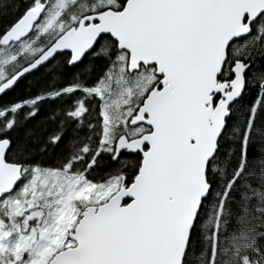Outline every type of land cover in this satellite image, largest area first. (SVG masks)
Returning a JSON list of instances; mask_svg holds the SVG:
<instances>
[{"label": "snow or ice", "instance_id": "6c2138e0", "mask_svg": "<svg viewBox=\"0 0 264 264\" xmlns=\"http://www.w3.org/2000/svg\"><path fill=\"white\" fill-rule=\"evenodd\" d=\"M201 228L264 264V0H0V264H188Z\"/></svg>", "mask_w": 264, "mask_h": 264}, {"label": "trees", "instance_id": "16d2710c", "mask_svg": "<svg viewBox=\"0 0 264 264\" xmlns=\"http://www.w3.org/2000/svg\"><path fill=\"white\" fill-rule=\"evenodd\" d=\"M216 226L215 220L209 225V229H212ZM200 236L193 242L194 249L190 252V256H194L195 258H190L188 264H206L208 258L207 252V240L205 237L207 236V232L201 228ZM203 255L204 260L201 261L200 256Z\"/></svg>", "mask_w": 264, "mask_h": 264}, {"label": "water", "instance_id": "95a60500", "mask_svg": "<svg viewBox=\"0 0 264 264\" xmlns=\"http://www.w3.org/2000/svg\"><path fill=\"white\" fill-rule=\"evenodd\" d=\"M193 211H194V207H193ZM190 222V221H189ZM185 235H186V230H185Z\"/></svg>", "mask_w": 264, "mask_h": 264}]
</instances>
